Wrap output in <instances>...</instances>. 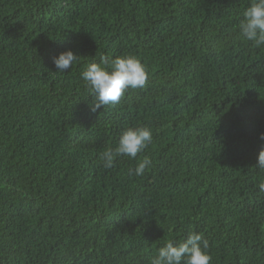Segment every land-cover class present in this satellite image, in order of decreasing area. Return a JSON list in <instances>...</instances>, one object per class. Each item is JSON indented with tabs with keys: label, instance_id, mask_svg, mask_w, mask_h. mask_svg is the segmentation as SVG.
<instances>
[{
	"label": "trees",
	"instance_id": "trees-1",
	"mask_svg": "<svg viewBox=\"0 0 264 264\" xmlns=\"http://www.w3.org/2000/svg\"><path fill=\"white\" fill-rule=\"evenodd\" d=\"M251 2L0 0V264H150L191 232L210 264H264V47L239 29ZM67 49L78 62L59 72ZM124 55L145 87L92 112L82 71ZM139 126L148 148L104 168Z\"/></svg>",
	"mask_w": 264,
	"mask_h": 264
},
{
	"label": "clouds",
	"instance_id": "clouds-1",
	"mask_svg": "<svg viewBox=\"0 0 264 264\" xmlns=\"http://www.w3.org/2000/svg\"><path fill=\"white\" fill-rule=\"evenodd\" d=\"M239 29L243 37L252 42L254 47H264V0H252L249 7L243 13V19L239 23ZM79 55L71 49L60 52L53 57V63L57 71L71 70L78 62ZM85 91L92 97L90 104L92 112H97L105 106L118 103L127 89L145 87L149 73L134 55L118 56L107 60L101 58L100 63H90L82 71ZM264 140V133L260 134ZM153 141L152 130L147 126L128 127L120 135L116 146L106 148L100 154L103 167L110 169L115 160L121 155L136 158ZM152 165V160L145 156L139 160L136 167L130 173L142 177ZM256 166L264 169V149L258 154ZM259 191L264 192V182L259 184ZM208 240L202 233L191 232L182 240L173 242L169 240L160 247L157 254L151 258L150 264H210L211 255L207 249Z\"/></svg>",
	"mask_w": 264,
	"mask_h": 264
}]
</instances>
